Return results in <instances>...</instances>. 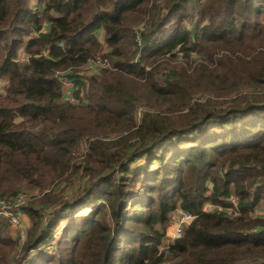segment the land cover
Masks as SVG:
<instances>
[{
  "label": "trees",
  "instance_id": "trees-1",
  "mask_svg": "<svg viewBox=\"0 0 264 264\" xmlns=\"http://www.w3.org/2000/svg\"><path fill=\"white\" fill-rule=\"evenodd\" d=\"M0 83V264H264V0H0Z\"/></svg>",
  "mask_w": 264,
  "mask_h": 264
},
{
  "label": "built area",
  "instance_id": "built-area-1",
  "mask_svg": "<svg viewBox=\"0 0 264 264\" xmlns=\"http://www.w3.org/2000/svg\"><path fill=\"white\" fill-rule=\"evenodd\" d=\"M108 67H109L108 64L105 62H103V63L95 62L91 66H89V68L91 70L94 68L108 69ZM62 86L64 89L63 90L64 94H65V96H67V99H69V101L73 102L69 98V94H70L71 89H72V84L67 82V81H63ZM23 201L24 200H22L21 196H17L10 203L9 202L6 203L5 201H0V215L4 216L5 218H7L9 220L11 227L17 229V231H18L17 237L22 242L25 239V233H23L21 231V222H22L23 214L21 212L20 206L23 203ZM228 202L230 203V207H228L226 209H222L220 207H213L211 205H206V206H204L203 211L204 212H211L213 210L223 211L227 216L235 217L237 215L236 200L231 197L228 199ZM12 208H13V210H12ZM256 213H257V210L253 213V215L255 216ZM194 218H195V216H193L190 213L183 212V211H176L174 213V219L172 220L173 221V224H172L173 227H172L171 235H169V233L167 232L165 240H164L163 244H161V246H160V250L161 251L164 250L167 245L172 244L174 240H176L178 237H180L183 230L185 229V227L190 225L191 222L194 220Z\"/></svg>",
  "mask_w": 264,
  "mask_h": 264
},
{
  "label": "rangeland",
  "instance_id": "rangeland-1",
  "mask_svg": "<svg viewBox=\"0 0 264 264\" xmlns=\"http://www.w3.org/2000/svg\"><path fill=\"white\" fill-rule=\"evenodd\" d=\"M31 6H32V3H31ZM21 57H22V55H21ZM85 72H87V70H85ZM86 75L88 76V75H91V74L90 73H87ZM3 88H4V84L3 83H0V91H2ZM82 149H84V145L83 144L81 146V151H82ZM64 186H65V184L64 183H61V184L58 185V187L56 186L53 189H45L43 191H40L38 189H28V188H26V187L23 186V189L21 190V192H20V194L18 196H21L22 200H24V201L21 204V206L20 205L19 206L22 208L28 202H31L33 200V198L38 199L39 197H41L42 195H44V194H46V193H48L50 191L51 192L52 191L59 192L62 188H64ZM77 186H78V184H76V183L74 185H70V187H68L67 190L64 192V196L65 197L66 196H70V194L73 193V191L77 188ZM12 201H13V199L10 198V199H8L5 202L6 203H8V202L10 203ZM12 210H13V208H12ZM263 215H264V208L258 209L257 210V213L255 214L256 217L257 216H263ZM172 224H173V221H171L170 226L167 229V232L169 233V235H171V231H172V227H173ZM27 227H28L27 219H26L25 216H23L22 222H21V231L23 233H25V235H26V232H27ZM9 229L11 231L10 233H11L12 238L14 239V241H16L18 244H21L22 241L17 237V235H18L17 229H15V228H13L11 226H9ZM58 236H59V234L56 235V239H58Z\"/></svg>",
  "mask_w": 264,
  "mask_h": 264
},
{
  "label": "crops",
  "instance_id": "crops-1",
  "mask_svg": "<svg viewBox=\"0 0 264 264\" xmlns=\"http://www.w3.org/2000/svg\"><path fill=\"white\" fill-rule=\"evenodd\" d=\"M174 219V215L172 216V220Z\"/></svg>",
  "mask_w": 264,
  "mask_h": 264
}]
</instances>
